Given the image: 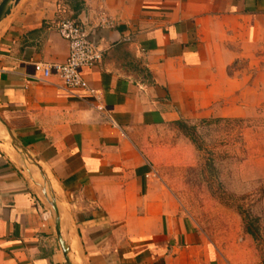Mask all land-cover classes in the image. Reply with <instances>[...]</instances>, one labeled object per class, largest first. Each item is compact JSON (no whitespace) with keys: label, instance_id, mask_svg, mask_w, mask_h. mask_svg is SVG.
<instances>
[{"label":"crops","instance_id":"obj_1","mask_svg":"<svg viewBox=\"0 0 264 264\" xmlns=\"http://www.w3.org/2000/svg\"><path fill=\"white\" fill-rule=\"evenodd\" d=\"M65 17L104 48L82 68L102 111L36 69L65 61ZM263 101L264 0L12 3L0 19V124L11 138L0 127V264H233L157 176L142 138ZM27 161L62 206L44 190V213Z\"/></svg>","mask_w":264,"mask_h":264},{"label":"rangeland","instance_id":"obj_2","mask_svg":"<svg viewBox=\"0 0 264 264\" xmlns=\"http://www.w3.org/2000/svg\"><path fill=\"white\" fill-rule=\"evenodd\" d=\"M143 137L157 176L197 228L231 263L264 264V101L249 115H210L185 127L148 130ZM23 168L44 213L50 209L44 190L60 206V193L36 165L27 161ZM250 221L253 235L246 230Z\"/></svg>","mask_w":264,"mask_h":264},{"label":"built area","instance_id":"obj_3","mask_svg":"<svg viewBox=\"0 0 264 264\" xmlns=\"http://www.w3.org/2000/svg\"><path fill=\"white\" fill-rule=\"evenodd\" d=\"M106 25H111L109 20H104ZM57 31L68 43V55L64 62L40 66L36 69L41 71L43 77H47L54 71L63 81L65 88H83L97 101L95 109L104 110L100 103V94L90 87L82 74V68L93 66L101 61L104 48L89 38V30L73 18L65 17L57 24ZM99 101V102H98Z\"/></svg>","mask_w":264,"mask_h":264},{"label":"water","instance_id":"obj_4","mask_svg":"<svg viewBox=\"0 0 264 264\" xmlns=\"http://www.w3.org/2000/svg\"><path fill=\"white\" fill-rule=\"evenodd\" d=\"M16 2H18V0H1L0 1V19L9 13V11L12 7V3H16ZM56 212H57V210H56ZM55 225H56L55 227H56L57 235L59 238V242H60L61 247L63 249V253L65 255L66 260H68L66 257V250L67 249L65 248V244H64L63 240L61 239L60 232H59V218L58 217L56 218Z\"/></svg>","mask_w":264,"mask_h":264},{"label":"trees","instance_id":"obj_5","mask_svg":"<svg viewBox=\"0 0 264 264\" xmlns=\"http://www.w3.org/2000/svg\"><path fill=\"white\" fill-rule=\"evenodd\" d=\"M178 125L181 126V127H185L186 123H183V122H178ZM251 223H247L246 225V230L248 233L250 234H254L256 231L252 228L254 223L252 221H250ZM251 224V225H250Z\"/></svg>","mask_w":264,"mask_h":264}]
</instances>
